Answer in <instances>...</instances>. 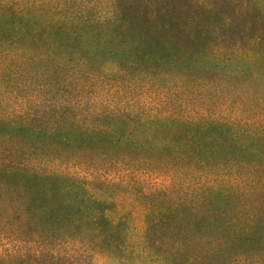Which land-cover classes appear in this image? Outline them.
<instances>
[{"label":"trees","instance_id":"1","mask_svg":"<svg viewBox=\"0 0 264 264\" xmlns=\"http://www.w3.org/2000/svg\"><path fill=\"white\" fill-rule=\"evenodd\" d=\"M223 1L0 0V180L86 194L263 164L264 6Z\"/></svg>","mask_w":264,"mask_h":264},{"label":"rangeland","instance_id":"2","mask_svg":"<svg viewBox=\"0 0 264 264\" xmlns=\"http://www.w3.org/2000/svg\"><path fill=\"white\" fill-rule=\"evenodd\" d=\"M89 181L0 180V264H264V163L199 183Z\"/></svg>","mask_w":264,"mask_h":264}]
</instances>
